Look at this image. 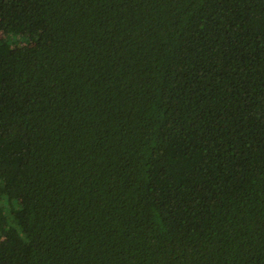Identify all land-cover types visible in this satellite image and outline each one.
<instances>
[{
  "label": "trees",
  "instance_id": "16d2710c",
  "mask_svg": "<svg viewBox=\"0 0 264 264\" xmlns=\"http://www.w3.org/2000/svg\"><path fill=\"white\" fill-rule=\"evenodd\" d=\"M0 264H264V0H0Z\"/></svg>",
  "mask_w": 264,
  "mask_h": 264
}]
</instances>
